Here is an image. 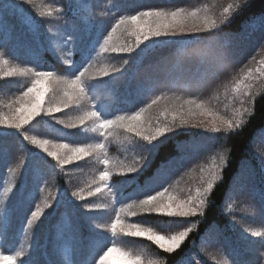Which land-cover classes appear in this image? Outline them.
<instances>
[{"label":"trees","instance_id":"16d2710c","mask_svg":"<svg viewBox=\"0 0 264 264\" xmlns=\"http://www.w3.org/2000/svg\"><path fill=\"white\" fill-rule=\"evenodd\" d=\"M192 1L83 0L84 7L79 10L73 5L72 0H0V19L3 21V26L0 27V56L5 59L3 62L0 58V74L11 69H19L23 63L24 68L30 70L29 72L47 71L57 78L72 80L75 75H79V72L87 69V72L94 73L93 78L95 79L88 89H96L101 86L100 91L101 93L105 91L104 95H108L111 89L117 91L110 101L107 98L100 103V108L96 111L102 116L112 117L114 120L118 116H131L137 112L145 111L144 115L148 118V125H153V115L157 114H160V117L157 118L158 122L163 125L167 121L170 124L167 106L158 108L156 104H152V101L157 96L160 97L163 92L165 96L174 95L178 99L176 105L181 108L188 104V101L202 99L204 91L214 83V76L216 79L224 81L231 80L233 83L237 76L246 69V66L244 62L240 65L239 62L233 60L236 58V54L232 50L235 45H232L231 42L235 41L236 44V39L244 36L243 31L247 24L255 17L264 15V0H249L244 8L238 12L236 9L232 13L233 17H229V22L226 21L224 25H220L222 29L218 34L209 35L207 31H201L192 36L183 34V38L178 37L175 40L170 39L165 42L158 40L157 44L152 43L142 53L140 49L147 42L137 46L131 27L127 24H120L124 17L137 16L139 13L147 11H161L170 14L182 9V15H187L188 10L192 11L197 8V5ZM196 1L197 3L204 2L205 8H207L205 12H202L205 8H199L198 14L214 10L216 15H218L217 9L221 11L226 3L234 2V0ZM25 17L33 19L32 26L24 23ZM221 17L222 15L217 17L218 24ZM148 19L151 22L152 18ZM113 28H116L115 32L112 31ZM52 34L55 35V43H58L61 49L54 48L48 39ZM262 34L263 32H258L254 38ZM70 37L71 41L68 43ZM105 40L109 41L108 51L101 50ZM121 47H131L133 50L132 52L111 50ZM194 53H206V55L200 57L192 55ZM225 54L228 57L227 67L226 71L221 72L217 69L221 62L220 57ZM126 61L127 63H125ZM193 66L195 67L191 72L193 75L186 79L185 86L179 84L177 89H168L172 86L171 82H167V79L169 76H173L176 68L189 73ZM158 67L162 69L157 71ZM115 69H119V71H114ZM104 70H107L109 75H101ZM82 79L84 78L82 77ZM3 81L1 80V82ZM95 81L97 82L95 83ZM87 92L95 94L94 91ZM108 102H110L109 105H107ZM103 105L106 107L101 108ZM153 109H156L154 113ZM178 111H180L179 108ZM56 113L52 115L55 117ZM263 129L264 89L252 98L249 113L244 117L241 126L224 134L222 140L225 149L224 161L218 178L213 183L212 192L206 196L204 215L198 213L190 218L191 232L179 249L169 254L165 253L163 249L153 246V243L146 238L131 237L127 233L124 237L129 239L130 243L142 246L150 255L153 256L154 253L159 264H183L189 253L196 252L204 235L216 232L221 238L226 237L229 240V245L233 250L229 254L238 264H258L259 258L256 252L250 250L255 249L251 246L253 242H244L233 238L230 219L225 212L224 204L236 180H241V183L248 185V181L245 182L248 174L242 172V167L248 166L258 173L260 164L258 160L250 156L249 149L252 142L257 139L259 131ZM118 132L122 135L126 132L132 133V136L125 138V140L131 139L125 143L127 145L125 151L131 153L132 159L136 162L127 167L134 166L137 171L109 174L108 180L114 185L123 184L119 198L123 197V201H131V203L144 199L149 192L153 194V185L166 180L168 168L172 167V164H169L170 159L173 158L177 162L172 169L176 167L177 172L181 171L184 159L179 154L183 151L178 146L186 137L193 135L192 132L188 133L183 129L166 133L167 139L158 146L153 157V142L147 144L142 137L137 136L128 127L120 128ZM84 133L87 135L86 138L76 140L72 136L73 131L61 130L50 117L42 116H37L30 123L23 125L17 133H0V154L2 147L5 148L6 154L0 158V171L12 166L17 168L19 171L17 186L20 185L21 195L27 193L30 196L33 195L32 189L30 191L32 184L30 167L37 161L45 167V170L41 172L42 174L35 180V183L42 185L43 179L49 181L45 185L44 192L56 193L62 199L61 203L54 204V199L48 198L49 208L44 212V215H40L31 224L25 223V221L33 206L27 210L24 199L21 200V203L18 202V215L11 220V223L14 221L17 228H11V231L7 230L2 237L0 236L1 250L6 253L12 251L14 244H18L22 238L21 231L23 230L25 240L30 235H35L38 243L37 252H30L33 257L31 259L40 258V264L54 262L51 248L62 259L61 246L65 242L70 246V255L66 260H62L63 262L66 264H94L99 255L113 242H116V232H109L102 223L93 225L91 221H84L82 211H74V208L83 202L80 200L81 198L77 199L69 195L72 191L71 180H67L66 184L57 161L46 154L38 153L35 144L32 143V139H35L70 144L74 147L91 143L97 136L93 132L84 131ZM196 136L197 134L194 137ZM120 142L121 140H114L111 137L105 139L103 144L105 149L103 148V150L106 153L107 166L112 165L115 160L120 158L113 156V153L119 149ZM146 144L148 154L143 152ZM146 157L144 163L143 158ZM84 160H88V158L83 157L82 161ZM24 162L27 164L23 173L21 167L24 166ZM69 165L72 164L66 166ZM69 173L73 174L70 171ZM260 180L261 177L257 178L255 186L258 188V193L261 192L264 198V189H261L264 187V183ZM33 188H35L34 184ZM36 197L31 201V204L34 203ZM63 205L67 206L66 210L63 209ZM71 209L75 213L73 216L69 215L70 220H67L69 226L64 232L62 226L55 224L56 217L63 212L69 213ZM132 213L123 217L142 225V227H153V222L160 223L162 221L157 220V214L142 211L140 213L135 211L134 215ZM62 219L63 216L59 218V223L62 222ZM162 219L164 218L162 217ZM98 225L101 227H97ZM3 226L6 224L3 223ZM59 229L65 233L64 239L59 236L58 238L54 237ZM40 244L43 245L42 248L39 247ZM240 245L249 249L250 254L247 260ZM63 252H66V248ZM23 255L21 259H24ZM242 260H246V262Z\"/></svg>","mask_w":264,"mask_h":264},{"label":"rangeland","instance_id":"374dc122","mask_svg":"<svg viewBox=\"0 0 264 264\" xmlns=\"http://www.w3.org/2000/svg\"><path fill=\"white\" fill-rule=\"evenodd\" d=\"M192 2L197 5V8L193 9L192 11L188 10L186 14L195 12L196 18L188 16V18L183 23V27L189 30L199 26V21L204 17L217 20V17L223 14L224 8L228 7L230 4L233 5V13L237 9L236 5L240 3L237 2V0H234V2H228L221 9V11L219 9L216 10L218 11V15H216L214 10V13L211 11L208 13L198 14L199 8H205V3H197L196 0H193ZM72 3L79 10H82L84 7L81 0H72ZM206 10L207 8L203 9L202 12H205ZM32 22V18H24L25 24L32 26ZM76 30L78 32V25L76 26ZM243 32L244 36L237 38L236 44L234 43L235 41L231 42V44L235 45L232 50L233 53L236 54V58L233 60L239 62L240 65L244 62L246 69H244L242 73L237 76L233 83L231 80L224 81L221 79H216L214 76V83L204 91L202 99H196V101L192 100L195 101V104L203 106V109L205 110L203 113L201 109L195 107V104L188 103L180 108L179 105H176L178 99L174 95L165 96L162 92L159 101L156 103V107L163 108L167 106L166 110H168L170 116V124L173 121V117H176L173 130L183 129L188 133L192 132L193 135L186 137L180 146H178L183 151L179 154L184 159V163L181 165V171L177 172L176 167L172 169L173 166L177 164V162H175V159L173 158L170 159L169 164H172V167L168 168L169 171L167 172L166 180L153 185L152 195H155L157 191H164V189H167V194L173 195L177 199H188L189 197L194 199L196 198L198 192L204 191L209 180H212L213 183L217 180L224 161L225 149L222 145V140L224 138L223 136L234 129H226L225 127L221 126L220 132H212L211 128L213 120H216L217 123H219L220 118L234 119L239 120L241 124L244 120V117L249 113L252 98L255 95H258L264 89V32L257 38H254L255 34L261 32L258 29L253 30L250 28L246 30L245 27ZM196 33L197 32L186 31L184 34H189L192 36ZM176 35H181L178 30L176 31ZM52 37H55V35H49L48 39L51 41L54 48H59L58 43H55V39H51ZM176 38L178 37L171 36V33L169 36L150 38L149 40L144 41L147 42V44L140 49V52H144L145 48L150 46L152 43L157 44L159 42L158 40H160V42H165L166 40H175ZM0 58L3 60V62L5 61L4 57L0 56ZM194 68L195 67L193 66L189 73L182 72L180 69L176 68L173 76H169L167 79V82H171L170 84L172 86L168 89H177L179 84L181 86H185V81L186 79L192 77L193 73L191 72ZM161 69L162 68L158 67L157 71H160ZM22 70H27L24 68L23 63L19 69H11L0 74V117L16 118L18 116L16 110L21 107V101H26L28 99L23 96V93L32 86V82L35 80L36 76L35 73ZM9 72H12V74L5 75V73ZM93 76L94 73L91 71L84 75L83 80L88 85L85 89V92L80 94V98L78 100L74 97L73 100L69 102L67 107H64L63 105V102L67 99L65 92L70 91L71 89L67 84L63 83V81H70V79H62L57 78V76H51L50 80L52 83H45L42 86V111L39 116L50 117L53 122L58 124L61 130L73 131L72 136L78 140H82L87 137L84 131H88L89 133L93 132L97 135L91 143L76 145L74 147L96 145L98 143L104 144L105 139L109 137L114 140H121L119 143V149L113 153L114 157L119 156L120 158L118 160H115L114 158L115 161L110 166H107V164L104 163V161L107 159L105 157L106 153L103 149H95L89 154L83 156L88 158V160L82 161L83 157H73V159L68 163L72 165L66 166L67 164H58L61 168L62 174L64 175L66 184L67 180L69 179L72 182V191H70L69 195L72 196L73 192H77L80 194V196H77L76 198L80 199L82 197L80 200L83 203L76 206L74 211H82L84 221H91L93 222V225L102 223L109 232H113L111 225L117 220L118 216L121 224H136L131 222L130 219L126 217L124 218L123 216L127 214L129 216L131 215V212L135 211L140 213L141 211L135 207L131 209L128 208V205L138 204L139 201L135 200L131 203V201H123V197L120 199L119 194L122 193L123 184H111L108 178L106 180H101V174L105 170H108L109 174L124 173L127 171V166L136 161L132 159L133 155L131 153L125 151L127 146L125 143H128L131 140H125V138L130 135L132 136V133L126 132L122 135L118 132L120 128H124L126 126L115 125L113 126V129H106L103 130V133H101V131L97 130L98 124L94 121V118L85 119L83 124L79 122L80 118L85 116L88 112L99 109L100 103L103 102L104 99L109 98L110 101L117 92L116 90L112 91V89L108 87L111 89V92L108 95H104L105 91L102 93L100 91L102 88L101 86L96 89H88V87H91L92 81L95 80ZM1 80L4 81L1 82ZM96 82L97 81H95V83ZM237 85H239L238 90ZM87 91H94L95 94H90ZM109 104L110 102L107 103V105ZM57 105L60 106L59 111H53L52 113L43 111V109L47 108L55 109ZM105 107L106 106L103 105L101 108ZM178 108L180 111H178ZM245 109H247V111H245ZM154 110L156 109H153V113ZM190 112L193 114H190ZM54 113L57 114L55 117L52 115ZM177 113H179V115H177ZM144 114L145 111L141 112V123L145 126V128L154 129L157 126L162 125L157 121V118L160 117V114L153 115V125L147 124L148 118ZM181 115L184 117L183 121H181ZM34 118L36 117H33V119ZM108 119H112V117ZM30 121H28V123ZM168 123L169 122L166 121L164 124ZM70 124H75V127H68ZM6 127V125L0 124V133L13 134L19 132V130L7 129ZM167 134L158 138L156 141H153V157L158 146L163 144L164 140L167 139ZM195 134H197L196 137H194ZM257 136V139L251 144L249 154L258 160L260 164L258 167L259 171L256 173L248 166L242 167V172L248 174V178L245 180V182L248 181V185L241 183V180H236L231 187L230 194L225 200L224 208L228 218L230 219V229L233 231V238L235 240H243L244 242H253L251 246H253L255 249L250 250H254L256 252L259 258L258 264H264V255H262V253H264V214H261L260 211V209L264 207V198L261 192L258 193V188L255 186V182L259 177H261V180L264 183V129L259 131ZM56 144L65 143L49 142L48 147L52 148V146ZM35 146L38 150V153L40 152L47 155V153H45L42 148H40L38 145ZM69 146L73 147L72 145ZM60 151L63 155L64 150ZM68 154L72 155L71 153ZM14 161L16 160L14 159ZM26 164L27 162H24V166L21 167L23 173L26 170ZM30 169V176L32 178L30 191L32 189V196L28 195V193L26 195H21L20 185H18L19 187L17 186L19 171L15 166H12L9 169L3 168L0 171L1 237L6 233L4 228L3 230L1 229L3 223L6 225L8 224L9 210H11V220L13 217L16 218L18 215L17 204L18 202L21 203V200L24 199L26 202L27 210L30 206H33L31 211H35L37 208H39L41 210L40 215H44V212L49 208L48 206L50 202L48 198L54 199V204L62 202V199L58 197L56 193L44 192L45 185L49 181L43 179V181H41L42 185L35 183V180L42 174L41 172L45 170V167L36 161L34 162L33 166L31 165ZM69 171L73 174H70ZM33 184L35 188H33ZM124 185L127 186L126 184ZM97 188L100 190L97 191ZM6 189L11 190L6 192ZM261 189H264V187H261ZM89 192H91V195H89ZM35 197L36 199L34 203L31 204V201ZM63 209L66 210L67 206L63 205ZM31 211L27 217L28 219H31ZM74 211L71 209L69 210V213L63 212L62 214H58L56 217L55 224L60 227L62 226L64 232L67 229V226H69V223H67V220H70L69 215L73 216L75 213ZM61 216H63V219L62 222L59 223V218ZM162 217L164 219H162ZM190 218L191 217H164L162 214H157V220H162L160 223L155 221V223L153 222V227H143L152 228L154 231L162 235L169 236L175 234L177 231H182L185 227L192 228ZM182 221H187V223H182ZM25 222L27 223V220ZM11 228H17V225L14 224V221L10 224V227H8L7 230L11 231ZM64 232L59 229L57 234H54V237L58 238L59 236L64 239ZM115 232L117 235L116 242H113L109 247L114 248L115 250L108 255L105 264H159V261L154 253L153 256L150 255L142 246H136L130 243L129 239L124 237L126 232L121 231L120 224L117 225ZM253 232H260L261 235L258 237L253 236ZM214 233L216 232L204 235V237L212 236ZM24 234L25 233L22 230V238L19 240L18 244H14V249L9 253H6L0 249V253H3L6 256L14 257V260L12 261H0V264H40V258L33 260L31 259L33 257L31 256L30 252H37L36 248L38 243L35 235H30V237L25 240L26 237H24ZM204 237L201 243L198 244L196 252L189 253L187 255L186 261L183 264H233V257L229 254V252H233V250L231 249L229 240L226 237L221 238L219 235V240L214 245H208L205 242ZM150 242L153 243V246L160 248L153 241ZM42 246L43 245L40 244L39 247L42 248ZM64 248H66V252H63ZM240 248L245 252V257L247 260L250 254L249 249L241 245ZM51 252L54 260L52 264H66V262L63 261L66 260V258L70 255V246L66 242L62 244V259L59 258V254H55L52 248ZM22 255L25 256L24 259H21ZM89 257L91 256L89 255ZM98 260L99 258L96 261ZM246 260L242 261L246 262Z\"/></svg>","mask_w":264,"mask_h":264},{"label":"snow or ice","instance_id":"6c2138e0","mask_svg":"<svg viewBox=\"0 0 264 264\" xmlns=\"http://www.w3.org/2000/svg\"><path fill=\"white\" fill-rule=\"evenodd\" d=\"M249 3V0H240V3L236 5L237 12L240 11L242 8L245 7ZM232 9L233 5H229L228 7L224 8L222 17L219 21V24L216 19H212L209 17H204L202 20L199 21V26L194 27L193 29L189 30L183 27L184 21L191 16L192 18H196V13L192 12L187 15H182L183 10L179 9L175 12L170 14H165L161 11H147L141 12L137 16H127L121 19L120 24H127L132 29V35L135 36L136 45L139 46L146 40H149L153 37H160V36H171L181 37L183 38V34L186 31H193V32H201L207 31L209 35H215L221 32L220 25H224L225 22H229V17L232 16ZM236 12V13H237ZM170 16V19H169ZM148 18H152L151 22H149ZM3 26V21L0 19V27ZM258 29L261 32H264V15L258 16L252 19L248 25L246 26L247 29ZM179 31L181 34L180 36L176 35V31ZM113 32L116 31V28L112 29ZM51 39H55L52 37ZM110 39V38H109ZM71 37L68 40L70 43ZM108 40L104 41V45H102V51H108ZM112 51L118 52H132L131 47H121V48H112ZM192 55L203 57L206 53H194ZM227 55H223L220 57V64L218 66V71H226L227 67ZM127 63V61L125 62ZM15 71V70H13ZM22 71H30V70H22ZM114 71H119V69H115ZM87 69L84 71L79 72V75H75L74 79L70 81H63V83L67 84L70 91L65 92V96L67 99L63 102L64 107H67L69 102L73 100L75 97L77 100L80 98V94L85 92L87 88V84L82 79L84 77ZM12 72L5 73V75H11ZM101 75L107 76L109 73L107 70L102 71ZM35 80L32 82V86L27 89L23 93V96L28 98L26 101H21V107L16 110L18 116L16 118L13 117H0V124L6 125L7 129H15L20 130L23 125L27 124L28 121L32 120L33 117H37L40 115L41 109V97L43 94V85L45 83H52L50 77L52 76L51 72L47 71H40L35 73ZM239 89V85H237V90ZM160 97H156L152 101V104H156L159 101ZM189 104H195V101H188ZM151 107V105H149ZM195 107L201 109L202 113L205 111L202 105L195 104ZM60 106L57 105L55 109L47 108L43 109L48 113H52L53 111H59ZM247 111V109H245ZM190 114H193L190 112ZM210 114V113H209ZM179 115V113H177ZM94 118V121L98 124V129L103 133V130L110 129L115 125H123L129 128V130L134 131L137 136L142 137L147 144H151L153 141H156L158 138L164 136L166 133L173 131V127L175 125L176 117H173V121L171 124H163L161 126H157L154 129H147L141 123V113L137 112L131 116H118L115 120L108 119L106 117H102L96 110L88 112L85 116L80 118V123L83 124L85 119ZM181 121L184 120V117L181 115ZM62 123V122H61ZM221 126L225 127L226 129H238L240 125L239 120L234 119H223L220 118L219 123L216 120L212 122V132H220ZM68 127L73 128L75 124H70ZM28 139V137H25ZM32 143L38 145L40 148L47 153V156L54 158L58 164L65 165L68 164L73 157L80 158L83 157L95 149H103V144H96V145H85L80 147H70L67 144H56L53 145L52 148H49V141H38L32 139ZM147 144L144 145L145 150L143 152L147 153ZM55 149V150H53ZM60 150H64V154H61ZM71 153L72 155H69ZM148 154V153H147ZM148 157V155H147ZM144 159V163L146 161ZM105 164L108 163L107 160L104 161ZM143 163V165H144ZM136 167H129L127 168V172L133 173L136 172ZM109 176L108 170H105L101 174V180H106ZM11 189H6L10 191ZM100 189L97 188V191ZM213 190V182L209 180L207 182V187L204 189L203 192H198L196 198L189 197L188 199H177L173 195L167 194V189L164 191H157L155 195L147 193L145 198L140 200L138 204L135 205H128V208H137L142 212L145 213H155V214H162L164 217H180V218H188L194 217L198 213L200 215H204L205 209V199L208 193L212 192ZM14 194V193H13ZM91 195V192H89ZM73 197L80 196L79 193L73 192ZM82 198V197H81ZM261 214H264V207L260 209ZM41 214V210L37 208L35 211H31V219L27 218V223L31 224L33 220H36ZM135 214L134 212L132 213ZM182 223H187V221H182ZM11 224V210H9V218L8 224L6 226H2L7 231V228L10 227ZM120 224L121 231H125L131 237H146L148 241H153L156 243L161 249L164 250L165 253H173L176 249L181 247L183 241H185L186 237H188L189 233L191 232V228L185 227L182 231H177L175 234L165 236L156 231L152 228L142 227L139 224H121L119 216L117 220L111 225L112 231L115 232L117 225ZM101 227V226H97ZM253 236H260V232H253ZM205 242L208 245H214L219 240L218 233H214L212 236H205ZM114 248H108L107 251L103 252L102 255H99V260L95 261V264H105V261L108 255L114 251ZM264 255V253H262ZM7 260L12 261L14 257L6 256L3 253H0V261ZM233 264H237V261L233 258Z\"/></svg>","mask_w":264,"mask_h":264}]
</instances>
